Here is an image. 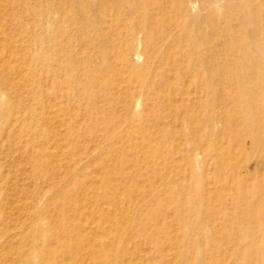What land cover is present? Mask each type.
I'll list each match as a JSON object with an SVG mask.
<instances>
[{"label":"rangeland","instance_id":"1","mask_svg":"<svg viewBox=\"0 0 264 264\" xmlns=\"http://www.w3.org/2000/svg\"><path fill=\"white\" fill-rule=\"evenodd\" d=\"M0 264H264V0H0Z\"/></svg>","mask_w":264,"mask_h":264},{"label":"bare ground","instance_id":"2","mask_svg":"<svg viewBox=\"0 0 264 264\" xmlns=\"http://www.w3.org/2000/svg\"><path fill=\"white\" fill-rule=\"evenodd\" d=\"M190 102V101H189ZM224 184V183H223ZM245 184V183H244ZM185 190V189H184ZM182 193V192H181ZM106 194H108V193H106ZM174 196V195H173ZM81 200H83V199H81ZM172 200H173V198H172ZM177 200V199H176ZM107 209V208H106ZM110 210V209H109ZM91 213V212H90ZM113 213V212H112ZM97 214V213H96ZM107 214V213H106ZM108 215V214H107ZM94 216V215H93ZM117 218V217H116ZM124 219V218H123ZM83 221V220H82ZM125 221V220H124ZM82 223V222H81ZM86 223V222H85ZM122 226V225H121ZM90 227V225L87 227V228H89ZM99 228V227H98ZM90 230V232H91V229H89ZM143 230V229H142ZM141 230V231H142ZM92 233H95V232H93L92 231ZM96 234V233H95ZM91 235V234H90ZM93 243V242H92ZM99 243H101V242H99ZM91 244V243H90ZM142 245V244H141ZM131 247V246H130ZM130 249H132V247L130 248ZM140 257V256H139ZM132 262V261H131ZM156 262V261H155Z\"/></svg>","mask_w":264,"mask_h":264}]
</instances>
